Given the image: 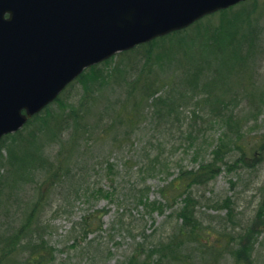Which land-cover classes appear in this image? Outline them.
I'll list each match as a JSON object with an SVG mask.
<instances>
[{
    "label": "rangeland",
    "instance_id": "rangeland-1",
    "mask_svg": "<svg viewBox=\"0 0 264 264\" xmlns=\"http://www.w3.org/2000/svg\"><path fill=\"white\" fill-rule=\"evenodd\" d=\"M224 21L238 24L231 40L238 60L224 72L229 87L217 91L225 104L217 115L209 113L203 100L200 111L194 100H184L204 91L213 62L210 69L199 70L178 54L171 71L157 74L140 47L91 67L59 94L48 113H39L37 120L52 113L47 122L58 142L44 143L43 166L20 171L28 176L12 184L13 203L0 201V264H264V159L251 167L234 164L239 152L232 149L212 180L189 188L190 209L202 229L198 236L187 233L188 226L184 229L178 215L184 196L169 182L178 171L210 159L230 119L240 125L241 144L264 135V0L213 13L190 32L197 35ZM140 71L154 80L156 95L172 109L141 96L135 85ZM193 84L196 91H191ZM241 91L252 97L244 99ZM135 100L139 105L130 111ZM128 111L134 115L131 122L126 121ZM76 112L79 129L69 139L63 125L67 118L77 123ZM35 128V122L28 123L20 134L2 140L3 196L15 174L9 156L20 154L31 139L39 141ZM228 134L231 142L236 132L228 128ZM61 158L63 170L70 168L56 180L51 173ZM164 185L167 197L161 193ZM40 188L44 192L36 204ZM24 227L17 252L6 251L2 242L17 238Z\"/></svg>",
    "mask_w": 264,
    "mask_h": 264
},
{
    "label": "water",
    "instance_id": "water-1",
    "mask_svg": "<svg viewBox=\"0 0 264 264\" xmlns=\"http://www.w3.org/2000/svg\"><path fill=\"white\" fill-rule=\"evenodd\" d=\"M242 0H0V138L85 67Z\"/></svg>",
    "mask_w": 264,
    "mask_h": 264
},
{
    "label": "trees",
    "instance_id": "trees-1",
    "mask_svg": "<svg viewBox=\"0 0 264 264\" xmlns=\"http://www.w3.org/2000/svg\"><path fill=\"white\" fill-rule=\"evenodd\" d=\"M224 10H221L219 12L223 13ZM209 16L210 15L205 16L204 18L195 22L192 26L188 28L174 31L167 35L155 38L144 44L137 45L130 50L123 51L122 54L129 53L135 48H139V47L143 48V54L145 59L147 60V63L152 64V66L156 65L158 69V71H156L157 74H159V71H168V70L171 71L173 69L172 67L175 65V59L179 57L178 54H181L188 61L186 62L188 64L197 63V65H199V70L210 69L211 63L213 62L215 67L213 69H210L211 72H209L212 75L211 76L212 80L204 85V91H199V93L197 94L194 93L193 96H187L184 98V100L185 101L194 100L195 101L194 104L196 105L198 111L201 110V108L198 107V102L200 100H203L205 101L204 103L206 106L205 108H209L210 111L209 113L217 115L225 107V104L223 105L220 103V101H222L223 99L217 96V91L224 88L226 89L227 86L229 87V84L227 85L226 83L227 76L224 75L225 74L224 72L232 69L233 66L235 65L234 60L235 59L238 60V58L235 55L234 47L232 46V41H231L233 35L232 31L234 30L235 27L238 26V24L237 22L224 21L219 23L212 30L209 27L205 26L204 30L201 33L197 35H193L192 34L193 31L190 32L191 29L198 24L200 25L202 22H204V19ZM250 37L251 36H249L248 38ZM166 39L168 40V42L165 45L161 43L160 44L161 46L158 47L159 43L163 42ZM250 40L252 41V39ZM157 47L160 50L155 52L154 50ZM197 48L199 49L198 52H196ZM208 52H212L213 56L212 57L206 56ZM204 53L206 55H204ZM186 56H188V58ZM193 59L196 60L191 61ZM216 59L218 60V63L215 61ZM236 63H238V61H236ZM144 76L145 75L143 74V71H140L136 76V81H135V85H137L138 89L140 90L139 92L141 96L145 100L151 99L150 102H152L153 105L160 104V105L169 106L164 102V100L160 95H156L159 91H157V88L154 86L155 83L154 80L151 78H145ZM195 77L196 75H193L191 78L195 80ZM87 78H89V76ZM191 91H196V84L192 85ZM234 94L237 95V93ZM240 96H243L244 99H248L252 97L251 92L249 91H241ZM260 96L264 98V93H261ZM233 99L235 100V96H233ZM135 101L137 103L132 104L130 111H133L132 108H135L139 105L140 100H135ZM169 108L172 109L173 107L170 105ZM48 109L49 108L46 107L44 111L45 112L47 111L48 113L49 112ZM230 110L232 114V109ZM130 111H128L126 114L127 115L126 121L128 122H131L132 118L134 117V115L130 114ZM122 112L124 113V110L119 112V114L121 113L120 115H122ZM39 116H40L39 113L34 115L26 123V125L28 123H34V122L36 123V128L34 130H36L39 135V141L37 140L35 143V139L34 138L31 139L33 135H30L28 137V140L29 139L31 140L25 143V147L21 151V153L15 155L10 154L9 156L8 160L10 165H12V167L9 164L8 165L9 168H11V173H15V174L12 175L13 181L9 179V182L7 184L8 187L7 193L4 196L3 193H0V201L4 200V202L6 201L9 203H13L14 199L10 201L12 198H15V192L12 187V184H15L18 181V179H20L21 177L28 176L27 173L20 171H23L25 168L28 167L34 169L43 166L41 153L44 143L47 142V140H54V142H58L57 138H59V135L53 132L50 122L49 121L47 122V120L52 116V113L50 112L49 114H47V116H44L42 119L37 120ZM75 118L77 119L76 120L77 123H75V121L72 118H67L63 125V129L67 130V132L69 133V137H68L69 139L74 137L75 133L79 129V119L81 120V115L79 112L75 113ZM237 124H238L237 121L233 122L232 119L228 121L227 132L223 133L219 143L216 144L215 148L211 150L210 159L201 161L196 168L190 170L178 171L175 177H173L169 181L170 185H173L175 191L182 192L181 194L184 196L183 205L179 210L178 215L184 222V229L186 228V226L189 227L188 229H185L186 232L189 234L198 236L199 233L196 234V232L202 231V229L197 225V219L196 217H194L193 211L190 209L192 199H190L189 188L194 185L206 184L208 181L212 180L220 171V167H219L220 160H223L222 158H224L225 155L232 149H235L236 152H239V154L236 156L234 160V164L241 163L242 166L251 167V166H255L256 162H259L260 160L264 159V135L259 137L257 136L255 138H252L251 140H247L244 144H241L242 141L240 142L238 141L244 135H242L240 125L238 124L239 125L238 128ZM228 128L233 133L236 132L234 140L231 139V142L228 134ZM21 132L22 130L9 135H18ZM6 136H4L3 139H5ZM44 137H46V139ZM231 144L233 146L230 147ZM248 152H251V154L250 155L247 154ZM63 167H64V160L62 158L57 159L55 169L51 173V176L54 179L58 180L61 177V173L67 174V171L69 170L70 167L67 166L66 170H63ZM173 181H176V185L173 184ZM165 186L166 185L162 187L161 193H163V195L167 197V195L165 194L166 193ZM43 192L44 189L41 188L38 189V197L36 199V204L39 203V201H41ZM12 195L13 197L10 199V196ZM29 215H31V213H29ZM26 231L27 228L25 227L20 228L19 231L16 233V236L18 237L11 238L10 240L5 239L2 242V247L8 252L16 253L19 245V243H17V240H20V235L22 233H25ZM205 243H207V246H210V243H208V241H206ZM38 255L41 259L44 258L43 244L39 245Z\"/></svg>",
    "mask_w": 264,
    "mask_h": 264
}]
</instances>
